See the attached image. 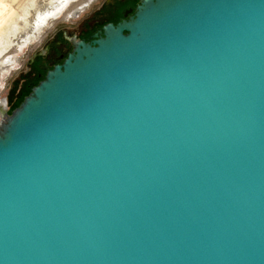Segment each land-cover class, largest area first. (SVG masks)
<instances>
[{
    "label": "water",
    "instance_id": "water-1",
    "mask_svg": "<svg viewBox=\"0 0 264 264\" xmlns=\"http://www.w3.org/2000/svg\"><path fill=\"white\" fill-rule=\"evenodd\" d=\"M0 121V264H264V0H138Z\"/></svg>",
    "mask_w": 264,
    "mask_h": 264
},
{
    "label": "rangeland",
    "instance_id": "rangeland-1",
    "mask_svg": "<svg viewBox=\"0 0 264 264\" xmlns=\"http://www.w3.org/2000/svg\"><path fill=\"white\" fill-rule=\"evenodd\" d=\"M123 1L79 0L72 3V10H68L67 15L54 16L47 22V26L39 27L38 30L35 27L32 33L27 29L30 16L42 9L47 0H2L6 11L3 10L0 15V98H7L8 112L28 94L30 86L42 76L44 69L41 60L44 56L38 54L43 52L46 44L51 47L54 40L91 32L104 22L117 18L120 12L115 7ZM135 1L131 0L130 3ZM125 6L124 4L120 9ZM76 8H81L78 14L75 13ZM73 13L75 14L72 15ZM40 35L41 39L37 42ZM65 46L62 47L64 51L58 61L67 51ZM55 56L56 53H53V61Z\"/></svg>",
    "mask_w": 264,
    "mask_h": 264
},
{
    "label": "bare ground",
    "instance_id": "bare-ground-1",
    "mask_svg": "<svg viewBox=\"0 0 264 264\" xmlns=\"http://www.w3.org/2000/svg\"><path fill=\"white\" fill-rule=\"evenodd\" d=\"M1 1H0V15H1L2 11L5 10L3 8V4ZM78 1L79 0H47V2L44 4L42 9L35 11L33 13V16L32 15L30 16V22H29L30 25L28 26L29 28H27V29L33 33L35 27L38 30L41 27H43L44 25L47 26V22H49V20L52 19L54 16L59 17L60 15L61 16H63L64 14L67 15L66 12H68V10H69V12L72 10V8H71L72 3H76ZM80 9L81 8H76L75 13L79 12ZM75 13H73L72 15H74ZM0 18H2V17H0ZM0 21L2 22V19ZM29 31H27V33H29ZM5 104H7V99L4 100V98H0V121L3 119L4 112L9 113L8 112V106H6Z\"/></svg>",
    "mask_w": 264,
    "mask_h": 264
},
{
    "label": "flooded vegetation",
    "instance_id": "flooded-vegetation-1",
    "mask_svg": "<svg viewBox=\"0 0 264 264\" xmlns=\"http://www.w3.org/2000/svg\"><path fill=\"white\" fill-rule=\"evenodd\" d=\"M130 1L131 0H124L119 5L117 4V6L115 7V9H119L120 15L117 18L111 19V20H108V21H111V22H114L115 23L116 21H118L120 18L123 17V13L126 10H130V11H128V14L131 13L132 10H133V8L135 7V4L138 2V0H136L133 4H131ZM124 4L126 6L124 8H122V9H120L121 7L124 6ZM108 21H106V22H108ZM96 29L97 28H94V30H92L91 32L80 33L78 35L77 34H73L72 36H66L62 40H60V39H57L56 41L54 40L53 43H52V45H51V47H49V45L46 44L45 48L43 49V52H39V54H38V55L44 56L43 59L41 60V62H43L42 63V69H44V71H45V68H44L45 66L52 67L55 63H59V62L62 61V59L66 56V54L68 53V51L71 49V43L70 42H71V39L72 38H74V39L84 38L86 40H90V34L92 32H94ZM40 39H41V35L37 38L36 41L38 42V41H40ZM63 46H65L64 49H67V51H66L65 55L63 56V58H61L58 61V59L60 57H62V54H63V51H64L62 49ZM53 53L54 54L56 53V56H57V57L55 56V61L52 60ZM32 61H34V60H32ZM50 62H52V63H50Z\"/></svg>",
    "mask_w": 264,
    "mask_h": 264
},
{
    "label": "trees",
    "instance_id": "trees-1",
    "mask_svg": "<svg viewBox=\"0 0 264 264\" xmlns=\"http://www.w3.org/2000/svg\"><path fill=\"white\" fill-rule=\"evenodd\" d=\"M44 72H45V71H44ZM44 72H43L42 76H41L39 79H37V80L35 81L34 84H32V85L30 86V88H29V90H28L27 93H29L30 90H31V87L34 86V85H35V84H36V83H37V82H38V81L44 76ZM24 96H25V95H24ZM24 96H23V97H24ZM23 97H22V98H23ZM21 100H22V99H21ZM21 100H19V101L17 102V104H16L14 107H16V106L20 103ZM14 107H13V108H14ZM13 108H12V109H13ZM12 109H10V111H11Z\"/></svg>",
    "mask_w": 264,
    "mask_h": 264
},
{
    "label": "built area",
    "instance_id": "built-area-1",
    "mask_svg": "<svg viewBox=\"0 0 264 264\" xmlns=\"http://www.w3.org/2000/svg\"><path fill=\"white\" fill-rule=\"evenodd\" d=\"M6 99V98H5ZM6 106H7V104H6ZM8 109H9V106H8Z\"/></svg>",
    "mask_w": 264,
    "mask_h": 264
}]
</instances>
